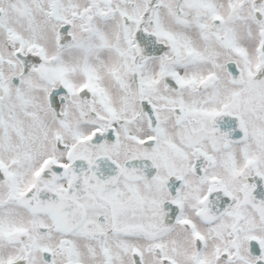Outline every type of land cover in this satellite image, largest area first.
<instances>
[{
  "label": "snow or ice",
  "instance_id": "6c2138e0",
  "mask_svg": "<svg viewBox=\"0 0 264 264\" xmlns=\"http://www.w3.org/2000/svg\"><path fill=\"white\" fill-rule=\"evenodd\" d=\"M0 264H264V0H0Z\"/></svg>",
  "mask_w": 264,
  "mask_h": 264
}]
</instances>
